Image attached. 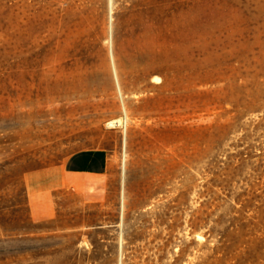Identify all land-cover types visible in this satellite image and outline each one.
<instances>
[{"label":"rangeland","instance_id":"rangeland-1","mask_svg":"<svg viewBox=\"0 0 264 264\" xmlns=\"http://www.w3.org/2000/svg\"><path fill=\"white\" fill-rule=\"evenodd\" d=\"M0 264H264V0H0Z\"/></svg>","mask_w":264,"mask_h":264},{"label":"crops","instance_id":"crops-1","mask_svg":"<svg viewBox=\"0 0 264 264\" xmlns=\"http://www.w3.org/2000/svg\"><path fill=\"white\" fill-rule=\"evenodd\" d=\"M108 155L105 151L81 150L68 155L59 168V180L71 189L97 188L106 183Z\"/></svg>","mask_w":264,"mask_h":264}]
</instances>
